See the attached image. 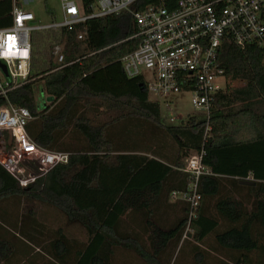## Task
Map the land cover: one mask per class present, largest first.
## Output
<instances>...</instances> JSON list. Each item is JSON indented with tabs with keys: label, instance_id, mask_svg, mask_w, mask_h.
I'll use <instances>...</instances> for the list:
<instances>
[{
	"label": "trees",
	"instance_id": "obj_1",
	"mask_svg": "<svg viewBox=\"0 0 264 264\" xmlns=\"http://www.w3.org/2000/svg\"><path fill=\"white\" fill-rule=\"evenodd\" d=\"M20 1L0 0V29L12 26ZM80 1L92 11L95 0ZM135 34L127 12L73 31L32 33L30 79L0 97V108L10 102L29 109L30 138L69 160L26 188L0 165V205L12 198L36 201L84 228L88 244L58 229L46 248L57 264H116L119 250L144 264H169V249L191 241L196 264H206L201 246L208 237L225 251L223 264H264V50L224 41L219 58L227 86L215 96L208 125L190 117L167 126L143 79L128 78L120 61L137 49ZM54 43L63 47L62 64L47 52ZM200 153L214 175L200 180L201 203L188 231L190 204L167 201L187 190L186 160ZM248 177L254 186L240 184ZM241 190L246 197L240 199ZM180 205L182 215L169 223L166 215ZM221 223L228 227L221 230Z\"/></svg>",
	"mask_w": 264,
	"mask_h": 264
},
{
	"label": "built area",
	"instance_id": "obj_2",
	"mask_svg": "<svg viewBox=\"0 0 264 264\" xmlns=\"http://www.w3.org/2000/svg\"><path fill=\"white\" fill-rule=\"evenodd\" d=\"M140 1L95 0L89 6L92 11L86 12L80 0H60L62 19L43 26L35 25V15L14 4L12 26L0 29V62L7 69V74L0 69V97L7 99L9 92L29 81L33 32L73 31L88 20L127 12L137 27L134 37L139 39L137 49L120 60L127 77L143 79L149 95L192 93V105L206 114L208 125L215 96L225 91L228 80L219 58L220 48L230 40L242 49L255 45L264 50V0ZM137 3L140 9L133 8ZM85 36L82 31L78 39ZM53 55L58 64L64 62L62 46H55ZM32 119L25 107L8 102L0 108V137L6 139L5 151L0 150V165L23 188L69 160L66 153L50 152L34 143L26 130ZM183 172L188 176L187 190L171 193V199L190 204V231L201 203L200 180L214 174L204 165L203 153L192 154Z\"/></svg>",
	"mask_w": 264,
	"mask_h": 264
},
{
	"label": "rangeland",
	"instance_id": "obj_3",
	"mask_svg": "<svg viewBox=\"0 0 264 264\" xmlns=\"http://www.w3.org/2000/svg\"><path fill=\"white\" fill-rule=\"evenodd\" d=\"M20 7L28 12H31L36 16L37 24H45L52 21V18H56L57 21L61 18V7L60 0H21ZM53 16V17H52ZM55 21V20H54ZM59 45V44H58ZM56 43L53 46H50L51 49H47V52L51 50L53 52V48L58 46ZM61 46V45H60ZM38 57V56H37ZM35 60V59H34ZM33 62V59H32ZM0 78H3V73L0 70ZM45 94L43 90H39V100L40 102L43 100ZM150 99L153 101H157L160 104L161 110V121L163 124L167 126H180L188 121L190 117H195L198 121H206L207 117L203 111H196L192 105V93L190 92H178V93H170L166 96H157L150 95ZM43 103V101H42ZM43 107V105L41 106ZM150 135V134H149ZM155 136V134H154ZM157 137V136H156ZM6 139L5 136L0 137V150L5 151L4 143ZM240 199L243 198V195L240 194L238 196ZM11 200H14L12 198ZM25 201H29L25 199ZM32 202V201H30ZM34 203H28L27 205H31ZM44 207V206H42ZM44 209V208H43ZM43 211V210H42ZM47 211V210H45ZM56 216L59 228L63 227L64 231L68 235L69 238H80L81 240H86V232L84 228L79 223H68L67 217L61 213L59 210ZM182 207L174 209L169 214L166 215V219L169 223H173L178 216L182 215ZM44 212V211H43ZM47 213V212H46ZM53 216V213L50 214ZM227 224L221 223L220 229H225ZM256 230L259 228L255 227ZM195 242H181L176 248L169 249L168 255L165 256L166 260L170 259L169 264H196L195 261V251L194 246ZM214 242L213 237H208L201 246L202 252L206 254V264H223V260L226 259L225 251L218 250ZM175 249V250H173ZM120 255V256H119ZM122 255V256H121ZM125 252H117L116 264H144L141 259H139L135 254H131L132 259L127 258ZM256 257V255L254 256ZM139 260V261H138Z\"/></svg>",
	"mask_w": 264,
	"mask_h": 264
},
{
	"label": "crops",
	"instance_id": "obj_4",
	"mask_svg": "<svg viewBox=\"0 0 264 264\" xmlns=\"http://www.w3.org/2000/svg\"><path fill=\"white\" fill-rule=\"evenodd\" d=\"M35 19L34 24L41 26L58 22L56 18H52L51 22L37 24L36 16ZM49 100L47 99L46 102ZM241 194L246 197V193L242 190ZM28 203L34 204L27 205ZM172 203L174 201L170 196L167 204ZM57 210L49 205L25 200H11L7 204L0 205V264H57L51 255L46 253L48 243L57 238L58 229H64L59 228ZM52 213L53 216L50 215ZM69 239L76 240L79 244H88L89 241L88 236L85 241L80 238Z\"/></svg>",
	"mask_w": 264,
	"mask_h": 264
},
{
	"label": "water",
	"instance_id": "obj_5",
	"mask_svg": "<svg viewBox=\"0 0 264 264\" xmlns=\"http://www.w3.org/2000/svg\"><path fill=\"white\" fill-rule=\"evenodd\" d=\"M0 69L3 70V72L5 74H7V69H6V66L4 64H2L0 62ZM9 145H11V138H10V141H9ZM240 184L242 185H245V186H254L256 184V182L254 180H241L240 181Z\"/></svg>",
	"mask_w": 264,
	"mask_h": 264
},
{
	"label": "snow or ice",
	"instance_id": "obj_6",
	"mask_svg": "<svg viewBox=\"0 0 264 264\" xmlns=\"http://www.w3.org/2000/svg\"><path fill=\"white\" fill-rule=\"evenodd\" d=\"M9 39H11V37H9Z\"/></svg>",
	"mask_w": 264,
	"mask_h": 264
},
{
	"label": "clouds",
	"instance_id": "obj_7",
	"mask_svg": "<svg viewBox=\"0 0 264 264\" xmlns=\"http://www.w3.org/2000/svg\"><path fill=\"white\" fill-rule=\"evenodd\" d=\"M243 180H245V179H243Z\"/></svg>",
	"mask_w": 264,
	"mask_h": 264
}]
</instances>
